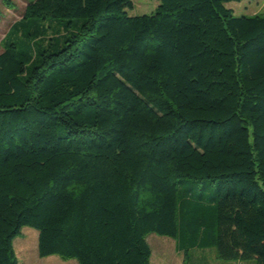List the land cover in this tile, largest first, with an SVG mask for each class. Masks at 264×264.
I'll return each instance as SVG.
<instances>
[{
  "label": "trees",
  "instance_id": "trees-1",
  "mask_svg": "<svg viewBox=\"0 0 264 264\" xmlns=\"http://www.w3.org/2000/svg\"><path fill=\"white\" fill-rule=\"evenodd\" d=\"M241 1H29L0 53V264L25 227L78 264H151V234L264 264V15Z\"/></svg>",
  "mask_w": 264,
  "mask_h": 264
},
{
  "label": "rangeland",
  "instance_id": "rangeland-1",
  "mask_svg": "<svg viewBox=\"0 0 264 264\" xmlns=\"http://www.w3.org/2000/svg\"><path fill=\"white\" fill-rule=\"evenodd\" d=\"M29 1L30 0H0V53L3 52L4 41L11 28L24 18ZM133 3L134 8L128 10L129 15L142 16L155 13L160 5V0H133ZM226 7L233 10L234 15L237 17L264 15V0L231 2L228 3ZM38 238L39 232L37 230L25 227L22 235L15 240L14 247L17 253L20 251V244L25 243L28 253L31 255L27 259L20 256V264H36V260L39 259ZM147 241L152 249L151 264H181L183 262L184 254H178L176 251V241L173 238L151 234L147 237ZM209 258L213 260L212 264L216 263L213 256L210 255ZM59 259L61 258L59 257ZM221 262L228 263L229 261ZM63 263L78 264L76 260L63 261ZM246 263L256 264V260L251 259L246 261Z\"/></svg>",
  "mask_w": 264,
  "mask_h": 264
},
{
  "label": "crops",
  "instance_id": "crops-1",
  "mask_svg": "<svg viewBox=\"0 0 264 264\" xmlns=\"http://www.w3.org/2000/svg\"><path fill=\"white\" fill-rule=\"evenodd\" d=\"M19 253L16 252L19 264H20V256L24 258H29V253L27 250V246L25 243H21L19 246ZM177 251V250H176ZM178 254H181L178 252ZM213 256V259L216 261L215 264H247L245 261H237V262H224L222 263L221 260L218 259L217 254L215 250L213 249H208V250H194L190 252V260L188 264H212L213 260L209 258L210 255ZM39 256V254H38ZM27 261V260H26ZM50 262V263H48ZM184 262V260H183ZM183 262L181 264H183ZM36 264H64L59 257L56 256H51L47 258H40L36 260Z\"/></svg>",
  "mask_w": 264,
  "mask_h": 264
}]
</instances>
